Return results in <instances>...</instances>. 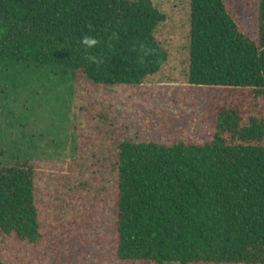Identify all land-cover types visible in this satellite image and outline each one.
Wrapping results in <instances>:
<instances>
[{
	"label": "trees",
	"instance_id": "trees-1",
	"mask_svg": "<svg viewBox=\"0 0 264 264\" xmlns=\"http://www.w3.org/2000/svg\"><path fill=\"white\" fill-rule=\"evenodd\" d=\"M84 35L98 47L85 49ZM0 65H57L102 86L246 90L255 107H218L210 140L118 142L116 251L153 264H264V0L257 40L225 0H0ZM41 231L32 165L0 163V232L38 243Z\"/></svg>",
	"mask_w": 264,
	"mask_h": 264
},
{
	"label": "rangeland",
	"instance_id": "rangeland-1",
	"mask_svg": "<svg viewBox=\"0 0 264 264\" xmlns=\"http://www.w3.org/2000/svg\"><path fill=\"white\" fill-rule=\"evenodd\" d=\"M225 2L257 40L258 0ZM44 68L0 65V163L32 165L43 233L30 243L0 232V256L6 264H153L117 257L118 142L210 140L217 108L255 107L252 96L180 84L102 86Z\"/></svg>",
	"mask_w": 264,
	"mask_h": 264
},
{
	"label": "clouds",
	"instance_id": "clouds-1",
	"mask_svg": "<svg viewBox=\"0 0 264 264\" xmlns=\"http://www.w3.org/2000/svg\"><path fill=\"white\" fill-rule=\"evenodd\" d=\"M80 43L85 47V49H92L94 47H98V40L91 35H84L81 40ZM90 59L95 60V57H90Z\"/></svg>",
	"mask_w": 264,
	"mask_h": 264
}]
</instances>
